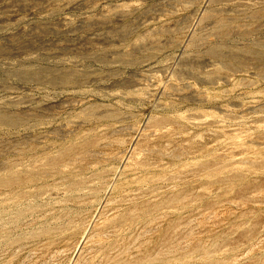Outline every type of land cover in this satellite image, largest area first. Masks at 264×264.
Returning a JSON list of instances; mask_svg holds the SVG:
<instances>
[{
    "label": "rangeland",
    "instance_id": "rangeland-1",
    "mask_svg": "<svg viewBox=\"0 0 264 264\" xmlns=\"http://www.w3.org/2000/svg\"><path fill=\"white\" fill-rule=\"evenodd\" d=\"M0 264H264V0H0Z\"/></svg>",
    "mask_w": 264,
    "mask_h": 264
},
{
    "label": "bare ground",
    "instance_id": "bare-ground-1",
    "mask_svg": "<svg viewBox=\"0 0 264 264\" xmlns=\"http://www.w3.org/2000/svg\"><path fill=\"white\" fill-rule=\"evenodd\" d=\"M161 170V169H160ZM9 183H11V180L9 181ZM82 233V232H81Z\"/></svg>",
    "mask_w": 264,
    "mask_h": 264
}]
</instances>
